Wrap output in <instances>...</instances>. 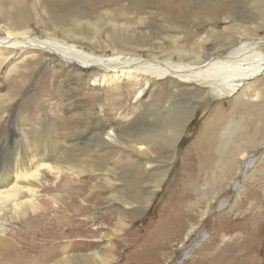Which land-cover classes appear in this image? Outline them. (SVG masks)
I'll list each match as a JSON object with an SVG mask.
<instances>
[{
    "label": "bare ground",
    "instance_id": "1",
    "mask_svg": "<svg viewBox=\"0 0 264 264\" xmlns=\"http://www.w3.org/2000/svg\"><path fill=\"white\" fill-rule=\"evenodd\" d=\"M124 1L127 4L123 0H0V32L5 34L0 37V67L13 53L21 54L6 72L10 85L0 94V114L29 85L30 73L41 70L38 66L60 59L69 68L62 73L43 68L39 88L29 91L25 100H16L14 119L4 129L9 154L6 168L0 171V216L11 223L45 217L52 209L46 205L50 201L41 202L36 194L50 185L40 183V177L57 180L62 174L87 173H97L100 179L81 202L89 203L90 196L102 190V197L95 196V206L106 204L105 210L119 216L110 235L101 236L98 250L75 255L71 247H65L59 252L62 258L47 264L114 261L111 238L122 232L128 218L134 219L138 210L150 206L168 177L171 165L159 166L150 159L174 150L203 102L233 97L228 111L213 110L195 143L198 151L223 144L219 154L225 158L227 172L238 166L235 158L241 154L243 158L249 146L264 138V86L251 84L239 92L246 81L264 76V39H255L243 26L254 23L252 33L264 26V0ZM5 21L10 22L8 27ZM31 21L39 33L29 29ZM217 22L228 26L219 34L211 29L193 42V27ZM144 26L150 32H139ZM103 33L108 41L119 43L112 55L81 45L84 41L96 44ZM148 39L158 42V54L146 52L144 58L138 55L140 50L133 52ZM121 78L128 81L124 96H133L135 101L122 115L106 119L102 110L107 100L118 97L114 87ZM49 85L52 95L47 93ZM256 100L261 102L249 105ZM175 103L184 106L172 110ZM146 114L150 119L140 122ZM240 120H246L249 127ZM155 168L160 170L152 171ZM149 174L156 177L152 183H139ZM49 197L63 200L61 194ZM249 221L252 230L256 221ZM11 248L8 240L0 239L1 261L11 260L7 255Z\"/></svg>",
    "mask_w": 264,
    "mask_h": 264
},
{
    "label": "rangeland",
    "instance_id": "2",
    "mask_svg": "<svg viewBox=\"0 0 264 264\" xmlns=\"http://www.w3.org/2000/svg\"><path fill=\"white\" fill-rule=\"evenodd\" d=\"M123 2L127 4L126 1L123 0ZM141 16L147 21L145 14ZM9 23L8 21L5 25L8 27ZM245 23L243 26L250 29L248 32L250 35H254L255 39H264V26L253 34L255 24L249 21ZM227 26L225 23L217 22L207 27H193L191 29L195 36L193 42L200 37L207 36L206 33L211 29L210 32L216 31L215 33L219 34ZM29 27L34 32L39 33L40 31L32 21ZM148 30L150 32V29ZM148 30L144 26L142 30L139 29V32L148 33ZM105 33L96 43L98 46L88 41H84L85 43L81 45L85 46V49L87 45L94 46L96 51L102 49L104 54L110 56L113 48L119 43L114 39L108 41ZM4 35L1 31L0 37ZM157 43L154 39H148L145 44L140 45L141 47L136 45L135 48H137H134L133 52L140 50L138 55L144 58L147 57V53L158 54ZM12 56L9 62L0 67V94L2 91L4 94L9 89L6 88L7 84L10 85L5 78L6 72L21 54L16 52ZM62 63L60 59H54L44 63L43 66L40 64L41 66L37 68L41 70L36 71L35 69L30 73L29 85L24 88L27 90L23 89L20 94H16L13 97L15 101L0 114V171L7 166L6 160L9 153L5 147L9 141H3L4 129L14 119L17 98L25 100V95L29 91L39 88L40 79L44 76L41 75L43 68L46 71L51 69L59 73L68 72V66ZM262 78L264 76L246 81L243 87L239 88V92L251 84L254 88L256 86L262 88L264 86ZM127 84L128 81L121 78L119 86L114 87L117 88L115 92L118 97L114 98L115 101H106L107 105L103 110L101 109L104 118H117L124 113L126 106L135 101L133 96L125 97L123 94ZM51 85L47 91L50 95L54 93ZM232 98L224 97L203 102L204 104L200 105L193 115L174 150L163 151L157 154L156 158L150 159L153 164H159V166L170 164L168 177L150 206L146 210H138L136 212L138 216L134 219L128 218L122 232L111 238L114 257L111 264H238L242 260L247 261L248 264L251 262L264 264V138L258 140L255 146H249V150L243 153V158H241L242 154L235 158L237 163L240 162L230 172L225 170L223 163L225 158L219 154L223 144L218 149L215 145L210 150L201 149V151H198L195 145L205 121L211 116L213 110L221 108L228 111L231 109ZM72 101L76 103V99L72 98ZM70 102L66 103L72 104ZM102 102L101 100L99 103ZM260 102L256 100L253 103L250 102L249 105ZM182 106L184 105L175 103L172 110ZM237 118L235 115V119ZM149 119L146 114L140 122ZM239 122L245 127L248 125L246 120ZM251 132L252 129L249 133ZM235 136L232 141H236L238 136ZM224 156L229 157L228 153ZM159 170L155 168L152 171L158 172ZM106 173V175H111L109 171ZM89 174L91 173L77 177L62 174L57 180L48 179L45 175L41 176L40 183L50 185V188L41 189L36 194L37 200L50 201L46 205L49 204L48 206L52 209H48L45 217H28L25 218L26 221L23 219L24 222L11 223L0 216V239L8 240L12 246L7 250V255H10L11 260L1 261L0 258V264H47L56 258H62L59 252L65 247H71L75 255L87 254L99 249L100 243L98 242L101 236L110 235L109 230L117 226L119 216L113 211L105 210L106 204L101 203L95 206L96 197H102V190L96 191V197L90 196L89 203L81 202V198L88 190H91L90 187L94 186L95 182L98 183L100 179L97 173ZM146 179L139 183H152V179L156 177L152 178L149 174ZM52 182L56 183V189L55 186H51ZM94 187L97 188V186ZM212 187H214L213 194H209ZM51 193L61 194L63 200H51L49 197ZM249 220L256 221L252 230H250ZM245 253L248 255L245 256Z\"/></svg>",
    "mask_w": 264,
    "mask_h": 264
}]
</instances>
